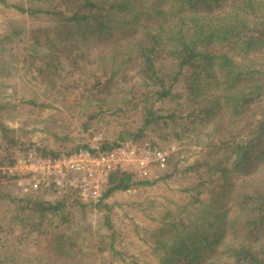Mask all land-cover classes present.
Listing matches in <instances>:
<instances>
[{
    "label": "trees",
    "instance_id": "trees-1",
    "mask_svg": "<svg viewBox=\"0 0 264 264\" xmlns=\"http://www.w3.org/2000/svg\"><path fill=\"white\" fill-rule=\"evenodd\" d=\"M29 3L25 7L0 0L6 8L45 19L32 29L29 45L21 50L25 67L48 90L74 95L85 109L87 124H99L105 115L142 113L140 127L129 132L113 127L114 141L104 138L101 150L129 140L143 141L148 129H160L166 141L173 130L180 134L173 137L178 140L200 132L206 155L188 170L205 168L209 177L215 175L223 184L219 183V193L210 203L205 204L198 191L189 206L160 227L155 242L160 264H264V0ZM115 28L136 29L141 36L94 58L76 44L83 30L104 35ZM21 35L16 28L0 37V59H7V43ZM9 54L13 55V49ZM86 67L96 72H92L93 80L70 85L67 75ZM5 70L0 65V77L8 75ZM182 78L186 81L179 92ZM166 101L176 106L164 114L160 106ZM15 133L0 117V140L6 146L3 165L15 161L9 154L10 148L19 146ZM38 151L43 156L63 155ZM261 166L262 176L252 180ZM234 175L243 178L238 187L231 181ZM204 184H198L196 190ZM143 185L153 183L115 172L98 203L103 205L113 194ZM40 193L27 200L26 209L31 213L21 220L22 226L41 231L50 216L68 224L67 206L76 193L55 203L42 198L46 192ZM228 193L232 195L229 200ZM4 198L14 201L9 195H0V200ZM74 235L70 227L52 236L48 254L54 256L53 264H83L78 243L81 233ZM105 249L99 247V251ZM110 250L115 254L113 247Z\"/></svg>",
    "mask_w": 264,
    "mask_h": 264
},
{
    "label": "rangeland",
    "instance_id": "rangeland-1",
    "mask_svg": "<svg viewBox=\"0 0 264 264\" xmlns=\"http://www.w3.org/2000/svg\"><path fill=\"white\" fill-rule=\"evenodd\" d=\"M5 1L8 4L30 6L29 0ZM44 23L43 17L32 18L0 4V37L10 34L16 28L22 32L20 37L7 43V59H0V65L6 69L4 73H8L0 77V105L4 106L0 117L3 124L15 129L20 146L10 148L9 154L16 159L38 153V149L64 154L76 151L77 147L84 145L99 147L102 142L97 144L99 136L103 140L107 138L110 142L114 141L113 127L117 126L118 132H129L140 127L142 113L134 112H121L117 117L105 115L99 118V124H87L85 109L80 105L81 102L75 100L74 95L68 92L64 96L62 92L48 90L36 74L25 67L24 52L21 49L29 45L32 29ZM86 32L87 30H83L75 41L92 58L98 54L109 53L113 48H122L141 36L140 31L130 28H115L104 35H91ZM11 49L13 55L9 54ZM3 61L6 62L5 65ZM92 72L96 73L88 67L71 72L67 75L68 83L73 85L76 81L91 82ZM185 81L182 78L178 84L179 92L183 91L181 89ZM175 106L174 102L166 101L160 108L166 114ZM179 135L173 130L171 139L166 141L161 137L160 129H148L143 141L157 143L169 156L166 169L152 168L148 178L138 179L152 182L153 185L117 192L105 200L103 205L98 201H83L77 194L72 195L74 201L71 199L67 206L69 221L65 226L58 217L50 216L41 231L35 232L30 226L23 227L21 220L31 213L26 209L27 200L38 197L41 193L24 194L0 175V195H9L14 200H0V264H53L55 258L48 254L52 236L70 227L75 235L81 233L78 243L83 250V264H160L155 251L160 227L180 213L183 207L189 206L198 191H202V201L205 204L210 203L219 193L218 187L221 183L217 176L209 177L205 168L199 172L188 170L206 155L205 148L200 144V132L188 133L181 140L173 138ZM0 144L1 169L7 165L2 164L6 146L1 140ZM261 169L263 166L252 175V180L260 179L263 172ZM169 174L171 177H167ZM242 180L237 175L231 179L237 187ZM210 181H213L212 184ZM204 182L205 187L196 190L195 187ZM45 192L42 198L52 203L64 197ZM228 195L229 200L232 195ZM99 247L106 249L99 251ZM111 247L115 254L110 250Z\"/></svg>",
    "mask_w": 264,
    "mask_h": 264
},
{
    "label": "built area",
    "instance_id": "built-area-1",
    "mask_svg": "<svg viewBox=\"0 0 264 264\" xmlns=\"http://www.w3.org/2000/svg\"><path fill=\"white\" fill-rule=\"evenodd\" d=\"M101 141L99 136L96 142L99 145ZM168 161L164 149L152 142L129 140L108 150L96 146L60 156L30 153L2 167L0 175L24 194L48 191L63 196L72 192L83 201L96 202L115 172L134 174L142 180L150 176L152 168L166 169Z\"/></svg>",
    "mask_w": 264,
    "mask_h": 264
}]
</instances>
